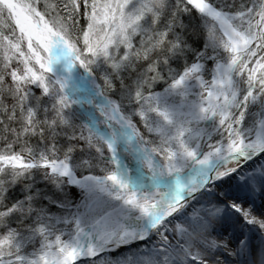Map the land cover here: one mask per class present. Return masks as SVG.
I'll use <instances>...</instances> for the list:
<instances>
[{"label": "snow or ice", "instance_id": "1", "mask_svg": "<svg viewBox=\"0 0 264 264\" xmlns=\"http://www.w3.org/2000/svg\"><path fill=\"white\" fill-rule=\"evenodd\" d=\"M0 264H264V0H0Z\"/></svg>", "mask_w": 264, "mask_h": 264}, {"label": "trees", "instance_id": "2", "mask_svg": "<svg viewBox=\"0 0 264 264\" xmlns=\"http://www.w3.org/2000/svg\"><path fill=\"white\" fill-rule=\"evenodd\" d=\"M74 198L79 199V192H78V190H74Z\"/></svg>", "mask_w": 264, "mask_h": 264}]
</instances>
